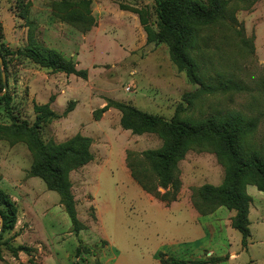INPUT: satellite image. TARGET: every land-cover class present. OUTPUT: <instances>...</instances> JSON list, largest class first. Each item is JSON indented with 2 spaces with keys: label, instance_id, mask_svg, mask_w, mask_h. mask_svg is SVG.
Wrapping results in <instances>:
<instances>
[{
  "label": "rangeland",
  "instance_id": "1",
  "mask_svg": "<svg viewBox=\"0 0 264 264\" xmlns=\"http://www.w3.org/2000/svg\"><path fill=\"white\" fill-rule=\"evenodd\" d=\"M58 1L0 0V41L9 50L0 71L6 74L11 97L8 110L0 105V124L26 121L31 125L33 105L48 102L57 116L40 124L44 142L59 143L75 134L89 138L91 159L69 172L83 228L74 232L59 195L48 190L40 177L29 174L32 155L26 142L0 138V190L16 207L13 229L0 236V264H160L158 252L197 259L198 254L205 257V247L193 251L189 245H228V241L240 245L232 216L228 222L222 215V227H214L191 221L188 213V207L201 216L220 207L234 212L225 206L200 212L210 206L196 188L217 186L224 177V165L216 155L208 149L188 150L177 164V192L173 186L163 188L141 156L143 150L160 147L162 139L155 132L123 128L120 110L105 107L110 100L120 101L169 119L176 105L183 103L182 94L197 87L177 70L167 43L146 41L136 11L155 29L153 0H90L88 26L63 20ZM26 2L28 19L21 12ZM234 17L230 27L217 24L200 29L202 42L196 56L206 78L221 74L244 88L204 96L192 115L238 111L255 119L247 140L264 153V0L237 8ZM29 30L36 41L70 58L85 75L53 71L15 53L26 46ZM126 160L145 169V181L160 193L175 191L176 199L166 203L142 190L129 168L126 172ZM256 209L255 205L248 227L255 239L252 245H264V218L256 219ZM202 232L206 235L200 236ZM17 245L28 250L13 251ZM258 250L255 246L256 254ZM237 264L249 263L242 256ZM253 264H264V257Z\"/></svg>",
  "mask_w": 264,
  "mask_h": 264
},
{
  "label": "trees",
  "instance_id": "2",
  "mask_svg": "<svg viewBox=\"0 0 264 264\" xmlns=\"http://www.w3.org/2000/svg\"><path fill=\"white\" fill-rule=\"evenodd\" d=\"M254 0H153L156 28L146 16L137 10V14L146 33L147 42H165L169 46V57L178 71H183L187 80L197 85L193 91L182 94V102L176 105L173 115L166 119L160 115L148 113L132 105L110 100L105 107L113 106L120 110V124L133 133L155 132L162 144L155 149H146L141 156L148 161L149 170L155 174L158 185L167 188L173 186L177 192V164L190 149H208L224 165L222 182L215 186L203 184L196 188L197 194L209 203L208 213L217 206L234 210L231 225L239 231L240 244L247 246L250 235L248 207L250 196L246 192L248 184L264 192V153L248 143V135L253 132L256 120L238 111L215 112L205 116H194L192 112L199 106V101L216 91H239L243 85L232 77L224 78L221 74L206 78L203 67L197 58L202 42L199 31L208 25L224 24L230 27L235 21L237 8H249ZM28 2L22 6V17L28 19ZM90 0H59L58 14L70 23L88 26ZM239 35L240 31L236 29ZM9 50L0 41V56L5 66V56ZM15 53L22 54L33 63L66 74L85 75L84 70L75 68V63L61 52L45 47L36 41L31 31L27 34L24 49ZM197 55V56H196ZM6 76V74H5ZM3 89L0 71V92ZM11 97L6 90L0 95V105L9 109ZM35 119L33 124L26 121H11L0 124V138L12 141L23 140L32 155L29 168L31 176L40 177L48 190L59 195L60 203L67 213L74 232L83 225L77 218L75 200L71 192L69 172L91 159L89 138L75 134L59 142H44L38 128L57 115L50 109L49 103L34 104ZM129 157L127 153L126 159ZM130 176L142 190L154 194L166 203L176 199V192L156 190V185H149L145 179L147 172L127 162ZM199 210V209H198ZM0 236L13 229L16 222V207L12 199L0 190ZM13 251H27L25 245H17ZM79 248H76V254ZM160 264H215L227 256L209 255L201 259H180L164 252H158ZM71 264H80L72 262Z\"/></svg>",
  "mask_w": 264,
  "mask_h": 264
},
{
  "label": "crops",
  "instance_id": "3",
  "mask_svg": "<svg viewBox=\"0 0 264 264\" xmlns=\"http://www.w3.org/2000/svg\"><path fill=\"white\" fill-rule=\"evenodd\" d=\"M126 169H127L126 172H128L127 167H126ZM247 190H248L247 194L251 197V202L249 204V213H248L249 220H250V217L252 215V210L255 209V205L257 207L256 219H258L260 217L264 218V207H263L264 195H261L259 193V190L253 185H247L246 186V192H247ZM188 213H189V216L191 218V221L198 223V224L200 223L202 225H208V224L211 225L212 224L214 227H216L217 224L222 227L221 222H223V221L221 219H219L222 217V215L226 216V220L228 222H230L231 216L234 215V212H232V211L224 212L222 207L218 208L216 211H214V212H212L206 216H201L196 210L192 209L191 207H188ZM227 226H230V223ZM227 228H229V227H227ZM213 234H215V233H213ZM216 234L219 235V231L216 232ZM250 234H251V231H250ZM204 235H206V233H204V232H202L200 234V236H204ZM254 241H255V239H252V237L250 235V238H248V243H247L246 247H242L241 244L240 245H230V242L228 241V245H194V246L189 245V248H193V251H194V249H197L199 247H205V250H206V252H204L205 257L209 256V255L227 256L224 260L220 261V262H225V264H237V260L240 259V257H242V256H244V260L247 261V263L253 264L256 259L264 257V245H252V243H254ZM107 246H109V245H107ZM255 246H258L260 249V250H258L257 254H256V252H254ZM172 251H174V250H172ZM194 258L201 259L203 257H201L198 254ZM220 262H217L215 264H219Z\"/></svg>",
  "mask_w": 264,
  "mask_h": 264
},
{
  "label": "water",
  "instance_id": "4",
  "mask_svg": "<svg viewBox=\"0 0 264 264\" xmlns=\"http://www.w3.org/2000/svg\"><path fill=\"white\" fill-rule=\"evenodd\" d=\"M0 64H2L1 57H0ZM1 79H2V83H3V89L0 92V95L6 91V86H7L6 80H5V72L3 70H1ZM0 225H2V218L1 217H0Z\"/></svg>",
  "mask_w": 264,
  "mask_h": 264
}]
</instances>
